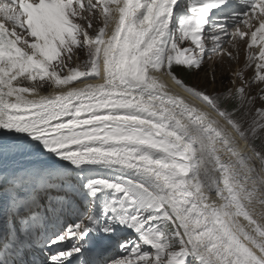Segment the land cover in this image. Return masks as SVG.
Instances as JSON below:
<instances>
[{
    "label": "snow or ice",
    "instance_id": "1",
    "mask_svg": "<svg viewBox=\"0 0 264 264\" xmlns=\"http://www.w3.org/2000/svg\"><path fill=\"white\" fill-rule=\"evenodd\" d=\"M245 38L255 72L235 73L239 85L209 94L173 70L199 69ZM79 52L82 66L70 67ZM46 84L57 91L40 95ZM256 84L264 0H0V156L44 157L7 181L12 219L24 226L11 238L43 222V242L58 246L48 264L102 255L113 241L123 254L99 264H264ZM73 201L82 218L49 229Z\"/></svg>",
    "mask_w": 264,
    "mask_h": 264
},
{
    "label": "rangeland",
    "instance_id": "2",
    "mask_svg": "<svg viewBox=\"0 0 264 264\" xmlns=\"http://www.w3.org/2000/svg\"><path fill=\"white\" fill-rule=\"evenodd\" d=\"M83 23V21H81ZM100 27L99 21H93V28L89 30V33L94 35L95 32ZM234 30V29H232ZM230 29V32L232 31ZM242 30V28H241ZM236 47H233L230 44V48L227 51L224 50V54L219 57L220 52L212 55H206L202 62V65L199 69L194 68L192 72L185 73L182 72L181 76H177L182 79L188 86H193L196 88H200L203 90H207L211 93L215 92V89L221 90L223 88H232L234 85L232 84L233 80H236V85L240 84V80L237 79L235 73L241 72L243 74L244 80H249L253 77L255 68L253 66H248L246 63V55L243 50L246 47V43L244 41H235ZM181 47H190V42H184L180 45ZM207 46H211V43L208 42ZM228 53H231V57H229ZM79 59L76 58V55L73 56V59L69 63H73V66L77 64H81L86 59V56L83 52L78 53ZM50 85H45L43 88L46 90ZM264 87V85L256 84L252 88V92L255 94L259 92L260 88ZM189 96V95H188ZM259 101H257V105H259ZM76 204V201H73ZM123 254V253H122Z\"/></svg>",
    "mask_w": 264,
    "mask_h": 264
},
{
    "label": "bare ground",
    "instance_id": "3",
    "mask_svg": "<svg viewBox=\"0 0 264 264\" xmlns=\"http://www.w3.org/2000/svg\"><path fill=\"white\" fill-rule=\"evenodd\" d=\"M161 79L167 84L168 88L172 92L177 93V94L185 97V99L199 105L198 101H194L191 96H188V94L186 92H184L181 88L177 87L175 85V83L171 80V78L166 73L161 74ZM88 82L95 83L97 81L90 80ZM24 84H25V86H31L30 84H28L27 81H25ZM74 86L80 87L81 85L75 84ZM55 91H57V90L53 89L50 86L49 88L44 90L43 93H41L40 91H39V93H40V95H51ZM4 131L6 132V130H4ZM0 135H3V133H0ZM16 135H18V134L11 133V134H8L7 136H5L4 138L9 140V139H12ZM241 147H243V142H241ZM37 159H44V157H35V156H33V157H21V156L17 157L16 156V157H9V158H6L4 160L0 159V181L4 177H7V176L13 174L14 172H16L18 169L28 167L30 165L31 161H34Z\"/></svg>",
    "mask_w": 264,
    "mask_h": 264
}]
</instances>
